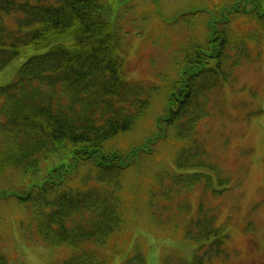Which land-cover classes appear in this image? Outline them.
<instances>
[{
	"label": "trees",
	"instance_id": "trees-1",
	"mask_svg": "<svg viewBox=\"0 0 264 264\" xmlns=\"http://www.w3.org/2000/svg\"><path fill=\"white\" fill-rule=\"evenodd\" d=\"M132 3L0 0V71L26 57L17 79L0 87V223L10 213L1 204L14 199L37 241L70 252L63 264H110L85 243L105 249L115 235L149 239L174 229L157 215L159 195L168 194L162 146L171 140L179 145L178 168L206 166L191 164L200 147L194 124L208 116L210 94L261 52L255 47L264 36V0H192L177 9L141 0L129 20ZM150 26L156 30L152 46L163 41L173 49L153 85L133 81L127 51V41ZM157 160V185L143 198L145 175ZM175 176L188 190L209 179L200 172ZM199 207L180 235L199 244L200 255L211 252L216 259L175 260L225 264L217 259L229 253V234L215 223V212L202 202ZM216 240L220 245L209 250ZM153 246L147 257L137 248L121 264H149ZM131 247L129 239L124 252ZM14 263L0 251V264Z\"/></svg>",
	"mask_w": 264,
	"mask_h": 264
},
{
	"label": "rangeland",
	"instance_id": "rangeland-1",
	"mask_svg": "<svg viewBox=\"0 0 264 264\" xmlns=\"http://www.w3.org/2000/svg\"><path fill=\"white\" fill-rule=\"evenodd\" d=\"M190 1L192 0H162L163 4L167 3L171 9H177ZM132 2L129 17L126 18L129 20L135 18L138 4L140 7L143 5L141 0ZM155 33L156 30L152 26L146 27L143 29V35L127 41L129 71L133 81L153 85L159 82L157 76H163L162 72L168 68L169 63L166 59L169 52L170 56L173 54V49L171 44L163 41L152 46ZM163 46H167L164 52ZM258 48L260 53L255 54L253 51L256 61L241 64L235 70L231 82L223 84L210 94L208 116L194 124L195 140L200 143V149L204 154L195 157L193 162L200 164L205 162L206 166L195 170L185 168L178 171L184 174L203 173L211 178L209 184L206 178H202L194 190L174 194L170 210L159 216L162 222L164 220L170 224H175L181 219L186 221L195 219L199 215L197 212L200 202L204 203L208 211L216 213L215 223L223 226L229 234L225 250L227 248L230 254L226 252L220 255L218 263L222 261L225 264H264V36L261 43L255 47L256 50ZM25 60L24 56L16 58L0 71V87L8 86L17 79L20 65ZM1 105L2 99L0 121L3 117ZM140 137L136 135L128 138L126 143L134 142ZM170 142V144L165 142L162 146L161 160L174 171L179 145L172 140ZM191 153L194 154V151ZM159 162L160 160H157L152 163L151 172L145 175L144 185L147 189L143 191V198L148 197L151 187L157 185L154 180L157 178L155 173L161 171ZM151 197L154 200L157 195L152 194ZM167 197L168 194H160L159 203L168 206L170 201L168 199L164 201ZM12 201L15 200L10 199L2 203L1 208L3 205L10 207ZM11 207L16 214L10 212L6 216L7 220L2 221L5 224L0 223V251L7 253L14 264H63V261L69 258L70 252L67 249H54L44 242L38 243L35 228L32 227L31 230L26 228L28 216L22 212V206L19 207L14 202ZM187 209L188 211L184 212ZM183 224L184 222L180 227L176 226L178 230L174 228L175 230L172 229L168 234H161L162 236L156 234L158 240H155V235H151L152 238L149 239L141 234L130 235L128 238L134 247H131L127 254L123 249L129 246V239L124 238V235L118 238L115 235L108 240L109 243L112 242L113 247L104 249V246L94 245L93 242H86L84 246L85 249L94 250L97 257L101 258L102 255L103 260L113 262L110 264H121L123 258H130L136 254L137 248L147 257V246L150 243L154 246L149 251V264H163L165 261H169V264H179L175 260L177 257H184L188 262H192L196 255L202 256L200 254L203 251L198 249L200 245L192 239L180 235ZM218 245L220 244L216 240L209 250L215 249ZM214 259L216 258L211 252L201 258L205 263ZM133 263L135 261L129 264Z\"/></svg>",
	"mask_w": 264,
	"mask_h": 264
}]
</instances>
